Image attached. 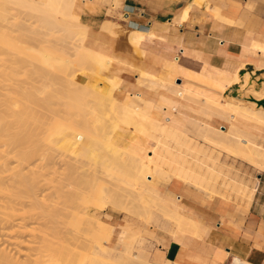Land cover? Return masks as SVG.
<instances>
[{
    "label": "bare ground",
    "instance_id": "bare-ground-1",
    "mask_svg": "<svg viewBox=\"0 0 264 264\" xmlns=\"http://www.w3.org/2000/svg\"><path fill=\"white\" fill-rule=\"evenodd\" d=\"M75 1H4L5 4L7 2L12 4V9L17 10V7H20L27 11H34V14L30 13L27 18L21 17L20 24L13 14L11 16L8 13L9 17L3 15L0 27L9 30L10 34L0 36V46L10 48L12 52L9 50L8 52L12 59L20 64L25 63V66H29V63L34 65L32 72L46 74L50 76L47 78L49 80H54L53 77L59 75L72 77L77 72L95 73L99 79L95 82L79 81L74 88H57V95L64 99L60 100L58 108H53L52 104L48 103L49 99L42 103L43 105L37 102L32 93L26 92L27 84L21 81L20 83L17 79H9L3 82V85L1 84L0 264H83L80 261L73 262L78 259L77 257L74 260L70 257L72 252L69 251L74 252L78 249L79 241L74 237L79 234L77 230L79 229V232L81 230L77 228V224L73 223L77 219L82 220V214L75 212L79 209L78 205H76L77 208H73L66 204L64 194L65 191L68 192L66 189L71 185L67 187L63 181L68 179L70 184V176L80 175L79 168L83 166L80 164L83 142L88 137L96 136L102 129L105 130L102 137L111 156L103 154L92 174L96 178L99 175L110 187L113 185L120 189V193L95 200L94 205L92 204L93 210L84 212L81 210L82 217L89 225L86 226L89 227L88 229L85 227L87 229L85 248L89 254L85 264H93L95 259L94 233L91 225L97 221L103 223L104 231L112 223L120 224L125 229L121 236L123 247L118 255V258L123 260L122 264H152L133 251L136 247L137 235L145 237L146 230L119 219L113 213L112 207L126 214L136 215L137 218L150 224L156 223L161 218L167 219L175 225L176 230L172 235L189 232L201 236L204 231L203 223L193 217L180 200L166 196L162 192V187L164 184L169 185L174 180H178L187 187L215 199H227L230 194L241 196L246 189L245 184L231 174L224 161H199L192 158L188 155L190 146L187 139L191 137V127L203 123L208 128H217L218 135L237 139L238 145L234 147L208 134L202 135L207 143L221 152L237 153L251 160L253 145L249 140L244 141L238 130L248 127L249 123L264 124V106L257 105L255 101L259 97H264V82L254 87L253 82L248 84V72L242 78L237 69L212 67L204 71L200 70L201 68L192 70L180 59H165L163 71L151 67L141 69L139 75L144 80H163L162 88L167 90L168 94H158L156 98L150 92V88L144 87L145 90L142 93H128L123 98H119L115 92L122 86L123 79L120 80L121 77L117 73L109 75L105 73L110 70L116 59L106 50L96 48L97 45L95 47L89 42L87 28L89 26L81 23L79 16L75 13ZM0 7V10L8 12L1 2ZM1 12L3 14V11ZM31 18L35 19L30 21ZM225 19L229 20V17ZM13 32L32 33L35 35L32 38L33 44L28 41L26 45L27 42L24 44L17 39L23 45L15 42ZM130 32L129 35H132L133 39L131 41L141 42V37L134 30ZM179 77L189 79L182 83L178 82ZM192 77L198 78L200 82H196ZM34 83L32 82V87ZM141 83L146 82L142 81L138 83V86L142 87ZM234 83H241L240 94L244 89L252 92V100L239 98L230 93L223 94V91ZM153 84L147 85L153 87ZM64 90L67 92L65 93ZM186 98L207 104L227 118L232 117L230 125L226 130L221 129L215 125L217 119L214 117L203 122L200 110L183 104L182 100ZM38 106L50 111L48 120L52 122L47 121L46 114L44 116L36 112ZM63 113L68 114L70 118H78L79 121H75L73 126H65L55 119L56 116H63ZM32 125L48 127L44 130V132L47 130V133L51 129L60 128L63 134L62 140L71 156H66V160L63 157L57 158L58 155L55 157L54 150L51 148L52 133L49 132L45 137L37 131L40 133L38 135L39 133H35ZM31 129L34 130V134L30 131ZM119 130L129 131L134 136L133 144L128 148L121 147L114 140ZM37 136L43 140L42 144L46 141L47 145L42 146L41 142H37L38 140L33 141L32 137ZM111 144L113 148H110ZM145 149L149 150L145 151ZM33 158L38 159L39 162L42 161L41 164L34 163ZM43 160L48 161L43 164ZM72 168L75 171L78 168L79 171H76L74 175H67V172L60 170L69 169L67 171L72 172ZM47 171H53L56 174L59 172L63 174V177L67 175L68 178L65 176L62 179V174H59L60 178L57 177L58 179L54 181L56 176L51 172L50 176L53 175L54 179L49 177ZM83 174L81 173V176ZM88 175L91 176V174ZM44 181L46 184L48 182L55 184H50L51 186L45 189ZM71 192L67 197L75 202L76 195L74 196ZM77 200L79 201L78 198ZM78 201L73 203L76 204ZM69 214L70 217H68ZM67 226H71L70 229ZM65 239L67 244L63 245ZM106 245H108L106 250L112 248V244ZM22 249L25 250L23 257L20 255ZM79 251L80 249L77 252ZM101 263L109 264L106 261ZM164 264L178 263L166 260ZM232 264L250 263L234 257Z\"/></svg>",
    "mask_w": 264,
    "mask_h": 264
},
{
    "label": "crops",
    "instance_id": "crops-1",
    "mask_svg": "<svg viewBox=\"0 0 264 264\" xmlns=\"http://www.w3.org/2000/svg\"><path fill=\"white\" fill-rule=\"evenodd\" d=\"M74 11L81 23L89 26V42L116 59L105 73H117L123 79L115 92L119 98L142 93L144 87L150 88L156 98L168 94L162 88L163 80H144L139 75L141 69L151 67L163 71L165 59H180L192 70L237 69L242 78L248 72L254 87L264 82V0H76ZM132 30L141 42L131 41ZM79 78L83 82L98 81L88 74ZM188 79L177 78L182 83ZM142 81L154 83L153 87L146 83L138 86ZM240 84L234 83L223 94L237 96ZM182 102L200 110L203 122L214 117L215 125L224 130L231 123L232 117L207 104L187 98ZM217 130L203 123L192 126L188 155L199 161H224L231 174L245 184L241 196L230 194L227 199H215L178 180L162 187L166 196L180 200L203 223L201 236L189 232L172 235L175 225L164 218L140 226L130 216L123 218L113 210L119 219L146 230L141 257L152 264H164L166 260L178 264H232L234 257L264 264V124L249 123L238 130L241 138L253 145L251 160L221 152L207 143L202 135L237 147V139L218 135ZM124 131L132 145L134 136Z\"/></svg>",
    "mask_w": 264,
    "mask_h": 264
},
{
    "label": "rangeland",
    "instance_id": "rangeland-1",
    "mask_svg": "<svg viewBox=\"0 0 264 264\" xmlns=\"http://www.w3.org/2000/svg\"><path fill=\"white\" fill-rule=\"evenodd\" d=\"M4 1H6V0H0L1 4H4V6H6L5 8L8 9V12H7V10H5V11L4 10H0V24L2 23V18L4 16H6V15L9 17V15L12 16V14H13L17 18L18 23L20 24L21 17H26L27 18V17H29L30 13L34 14V11H32V10L31 11H27L26 9L20 8V7H17L18 8L17 10L13 8L14 9L13 10L12 7H11L13 5L8 3V2L5 4ZM1 7H2V5H1ZM1 7H0V9H1ZM10 7H11V13H10ZM5 8H3V9H5ZM1 11H3V14H2ZM8 13H9V15H8ZM34 19L35 18H31L30 21H33ZM0 33H1L0 36H6V35L10 34V31L7 30V29L5 30V28H1L0 27ZM12 36L15 38V42L17 40H20L21 42L23 41L24 44H25V42H27L26 45H28V41H30L31 43L33 42L32 38L35 35H33L32 33L21 34L20 32H18V33L17 32L16 33L13 32ZM48 39H51V37H48ZM20 41H17V42H20ZM21 45H23V44L21 43ZM3 46L4 45H2V47L0 46V86H1V84L3 85V82L9 81V79H17V80H19V82L21 81V82H24V83L27 84L28 90L26 92L32 93L34 95V98H35V100L37 102L42 104V103L47 102V100L49 99L48 103H51L53 108H58V107H60V105H59L60 100L62 101L64 99L57 95L58 91H56V89L57 88H61V87L62 88L63 87L64 88H67V87L74 88V87L77 86V82H79V81L83 82L82 79L79 78V75H82L80 72H77L72 77L68 76V75H59V76L53 77L54 80L50 79L52 81L47 79L50 76H47L46 74H43V73L34 74L32 72V70H31L32 67H34V65H31L29 63L28 64L29 66H25V63L20 64V63L16 62V60L12 59L11 56L9 55L8 50L11 51L10 48L6 49L5 48L6 46L5 47H3ZM5 50H6V52H5ZM87 74L88 75H94V76H96L99 79L98 75L95 74V73H91V72L89 73L88 72ZM32 82H35L33 87H32ZM250 82H253V81H250V78H249L248 84ZM242 91H244V92H241V94L239 92L237 97L243 98V99L245 98L247 100H252L251 99L252 98V96H251L252 92H249L247 89L246 90L244 89ZM64 92L66 93L67 90H64ZM242 93H244V94H242ZM260 98L264 99V97H259L258 99H260ZM257 105H259V104L257 103ZM44 106H41V107L43 108ZM43 111H44V113H43ZM36 112H38V113H40L42 115L44 114V116L46 114L45 118L47 119V121L49 123L52 122V120L51 121L48 120V119H50L49 117L51 115L50 111L45 110L44 108L41 109L38 106V110H36ZM43 118L44 117H42V119ZM55 119L57 121H59L61 124L65 125V126H69V127L73 126L75 121H77V120L79 121L78 118L77 119L70 118V116L68 114L66 115L64 113H63V116L62 115L61 116H56ZM32 126L31 127L34 128L35 133L41 132L43 135H45V137H46V134L47 135L49 134V132L52 133L51 139H53V140H52V147L51 148H53V150H54V154L53 155L55 157L58 155V156H61V157L57 156V158H62L63 157V159L65 158V160H66L67 157L71 156V153L69 152V150L67 149L66 145L64 144V142L62 140L63 134L60 132L61 131L60 128L51 129L47 133V130L45 132H44V130L47 129L48 127L44 128L43 125H41V126L32 125ZM34 130L31 129L30 131L33 133ZM37 131H39V132H37ZM104 132H105V130L102 129V130H100V132L96 136L93 135V136L88 137V138H86L84 140L83 145H82L83 150L80 153L81 154L80 155V158H81L80 164L83 165V166L80 167V164H79L78 168L80 167L79 168L80 171L78 170V168L76 170V171H79V173L80 172L84 173L82 176H81V173H80V175H78V174L76 175L77 177L79 176L81 178L75 177L74 174H76L75 173L76 171L73 170V168H72V172H68L69 169H66V171L64 169H60L61 171L67 172V175L68 174H70V175L73 174L74 175V176H70V184H69L68 179L67 180L65 179L66 181L65 180L63 181V183L65 182L67 184V187H68V185H71V186H69L66 189L68 192H66L64 190L65 191L64 196L66 195L64 198L66 200V204H68V206H70V207L72 206L73 208L76 207V205H78L79 207L78 206L77 207L80 209L82 207L81 205L84 204L83 207L80 210L79 209L75 210V212L78 211L82 215H83V212L86 211V210H93L92 204L94 203L95 200L102 199L106 195H108L110 197V196H113V195H119V193H120V189H118L117 187H114L113 185H111V187H110L109 184L105 183V181H103L99 175H98V178H96V176H94L92 174L94 172L93 169H95V167L98 164L99 160H101V157L103 156V154H105V156L107 155L108 157L111 156V153L108 151L109 150L108 147H106V145L104 143L105 140L102 137V134ZM38 135H40V133ZM34 136H36V135H34ZM39 137H41V136H39ZM32 138H34L33 141H35V140L37 141L38 140L37 141L38 143L41 142L42 146H43V144L47 145L46 141L42 144L43 140H40L38 138V136L36 138L35 137H32ZM114 140L123 148H128L130 146V141L127 138V136H125V131L124 130H119L118 132H116V134L114 136ZM113 147L114 146L111 144L110 148H113ZM148 150L149 149H147L146 151H148ZM90 151H92V152H90ZM35 158H38V157H35ZM35 158H33L34 159L33 160L34 163L37 162V164H39L40 162H42V161H40V162L38 161L39 158L37 160ZM68 159H70V158H68ZM45 161L46 160H43V164H45L48 160L46 162ZM60 161H62V159ZM63 166L65 167L66 165H63ZM81 169L83 171H81ZM51 172H53V171H49V172L47 171V173H49V177L53 178L52 177L53 175L56 176V177H54L55 179L53 178L54 181L57 180L58 179L57 177H59L62 174V173L60 174L58 172L57 173L58 175H57L55 172H53V175L50 176ZM85 173H87V174H85ZM88 174H91V176L88 175ZM67 175H64V177L67 176ZM61 176L63 177V174ZM64 177L62 179H64ZM66 178H68V176ZM48 184H49V186H47ZM50 184H55V183L48 182L46 184L45 181H44L43 188L50 187L51 186ZM47 188H45V189H47ZM70 190L73 191V192H71ZM46 192H47V190H46ZM69 192H71L74 196L76 195L75 196V200L78 201L77 200V198H78L79 199L78 203L74 204L76 201L75 202L73 201L74 203L72 201H70V199L67 197V196H70ZM73 200H74V197H73ZM79 202H80V204H79ZM89 202H91V204ZM88 203H89V205H88ZM70 209H72V208H70ZM112 209L115 210V212L118 215L122 216L123 218H127L128 219V216H130L129 219H131V221L135 222L137 225L143 226V224L145 223L139 217L137 218L136 215L132 216V215L126 214V213L122 212L121 210H119L118 208H113L112 207ZM82 215H81L82 220L81 219H77L76 222L74 221L75 223H73V224H77L78 225L77 228H80L82 230V232H81V230L79 232V229H78L77 231H78L79 234L77 233L78 235L77 236L75 235V237H74L77 241H79L77 248L80 249V251L77 252L78 251L77 248H76L77 250L74 251V252L73 251H69L70 253L72 252L71 256L70 255L69 256L71 257L72 260H74L75 257L78 258L77 260L75 259L73 262L80 261L81 263L85 264V262L87 260V257L89 256V254L87 252V249L85 248V246H86L85 245L86 244V241H85L86 240V234H85V232L89 228V227H86V226H89V225H87L88 224L87 220L84 217H82ZM68 217H70V214L68 215ZM69 220H71V218ZM145 224L147 225L149 223L146 222ZM91 226L93 227V233H94L93 238H94V245H95L94 247H95V252H96V254L94 255L95 256V259H94L95 263L93 261V264H98V263L100 264L102 261H106L109 264H122L123 260L119 259L118 255L120 254V251H121V249L123 247V243L121 241V236H122V232H124L125 229H123L120 224H113L112 223V224H109L108 225V229L106 231H104L103 230V226H104L103 223L102 222H98V221L94 222ZM70 227L67 226V228H69V229H70ZM83 227H84V230H83ZM85 227L87 229H85ZM80 234H81V236H80ZM78 236L82 237V238H79ZM67 237H69V235ZM64 241L65 242H63V245H66L67 244V242H66L67 240L65 239ZM106 244H112V248L106 250L105 248L108 246ZM142 245H143L142 236H140L138 234L137 235L136 247L133 249V251L140 258H142L141 257L142 256L141 255ZM23 248H25V247L23 246ZM24 251L25 250L22 249V251L20 253L21 257H23L22 255L24 254ZM73 254H75L74 257H72ZM76 254H78V255L80 254V255L78 256ZM103 263H101V264H103Z\"/></svg>",
    "mask_w": 264,
    "mask_h": 264
},
{
    "label": "water",
    "instance_id": "water-1",
    "mask_svg": "<svg viewBox=\"0 0 264 264\" xmlns=\"http://www.w3.org/2000/svg\"><path fill=\"white\" fill-rule=\"evenodd\" d=\"M259 105L264 106V99L255 100Z\"/></svg>",
    "mask_w": 264,
    "mask_h": 264
}]
</instances>
